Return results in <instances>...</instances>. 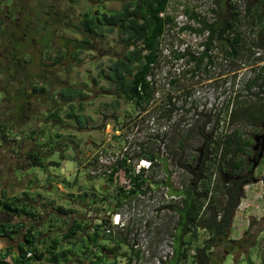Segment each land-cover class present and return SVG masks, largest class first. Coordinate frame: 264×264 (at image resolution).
I'll use <instances>...</instances> for the list:
<instances>
[{
  "label": "rangeland",
  "instance_id": "1",
  "mask_svg": "<svg viewBox=\"0 0 264 264\" xmlns=\"http://www.w3.org/2000/svg\"><path fill=\"white\" fill-rule=\"evenodd\" d=\"M56 1L60 3L61 9L65 7L66 10L64 12L68 16L64 21L55 24L56 20L47 21V18L48 20L50 18V14L47 15L46 12L49 9L45 8H49L48 4H55ZM230 1L238 5V7H243L247 3L253 4L252 0ZM225 2L226 0L169 1L166 11L173 18L174 24L166 27L160 39V58L151 76L152 80L156 83L154 100L144 110H141L134 109L130 103H126L121 99L115 105L113 100L116 97L113 93L112 85L103 77V74H106L105 69L110 60L122 55L124 51L117 29L105 36L91 35L92 49H85L81 54L72 56V52L76 51L75 45L82 36V32L75 27V25H78L79 14L86 10L93 12L97 9L100 11H115L120 8L121 0L0 1L2 11L10 8L13 12L10 16L11 18L6 19L9 27L7 24L8 29L4 35L5 40L4 42L0 41V45L6 44V39L11 38L18 46L14 49L17 55L15 57L17 59L16 64L17 67L22 68L18 73L21 77H24V81L29 78H35L42 72L46 74L47 71L41 68L40 62L49 64L51 60L46 61V54H52L58 47L66 46V52L68 53L62 58L61 63L55 66L49 65L48 71L51 73L48 74V80L53 83L51 84L53 87H49L50 89L48 91L52 94L56 91L55 89L70 85L82 88L86 93L80 99L82 109L79 111V114L85 120L84 128L81 129L78 128V125L72 117L66 118L69 112L68 107L65 106L62 110H59L56 103H49L50 105L48 106V101L44 99H34L32 101L35 107L32 108L31 113L39 114L41 109L52 108L59 115L61 123L50 124L44 139L41 138V133L38 137L34 136L33 145L45 153L46 161L54 160L61 164L60 166L46 165L44 168H29L25 174H23L21 168L18 170L15 168L16 166H13L15 178L20 181L23 178L26 180L25 185L28 184L30 187L33 186L34 180L29 182L27 176L32 173L36 174L40 178L39 180L43 176V179H45V175L50 173L62 175V177L68 178L71 182L77 178L84 179L85 176H88L94 170L98 171L92 165H86L87 167L84 165V163L88 164V162L93 161L96 156L98 158L100 156L103 162H108L112 160L111 157H114L116 153H119V155L120 153L130 154L129 151L134 152L135 150L137 152L141 150L147 154L154 153L157 155V158L154 159L152 166L146 173L151 181L150 189L143 193V200L137 199L133 201L134 205L138 204L137 206L140 212L133 210L132 212L134 214L124 228H115L114 231L110 232L114 237L124 238L126 240V244H122L117 249L118 254H116L115 259L110 254L109 259L100 257V260L96 259L91 252L83 255L78 244L80 246L82 244L87 245L90 248L91 246L87 244V241L82 244L81 242H77V245L73 246L69 240L75 241L74 239L63 240L65 246L62 245L60 248L62 250L66 248L69 254L75 251L71 254L70 258L76 259L79 264H111L114 261L115 264H152L159 245L174 231L177 215L169 208V205L178 203L180 200L179 196L174 195L170 191V187L169 190H166L164 184H168V186L170 184L173 189L179 190L188 182L189 175L185 167L180 164H193L196 157L201 153L200 149H204L202 140L196 138V134H194L196 126L202 122V116L206 114L208 116L207 131L214 128V131L221 134L229 132L235 127L239 128L246 137L252 139L250 146L251 152L245 157L246 160L252 159L257 155L258 149H254L253 146L255 145L254 137L262 132V126L261 130H259L260 122L256 119L248 118V115L244 113V109L240 105L228 111H226V105L230 96L236 97L233 102L238 101L237 104L252 97L251 93L254 92V89L247 90L244 87V83L249 76L251 77L253 74L261 73L264 70V52H261L263 59L252 65L244 61L233 62L229 58H222V55L219 53L220 51L216 47H213L210 52H212L214 63L207 67L208 70L203 69L202 65L194 76L189 73L193 64L188 63L184 58L174 60L171 53L172 51H179V48H183L184 51L188 50L193 55H198L201 51V43L203 42L204 36L192 31V28L197 27V25L188 18L185 8H187L189 14L194 12L196 15L210 20L214 15L213 11L216 12L219 6H223ZM101 5L103 10L99 9ZM29 8L32 10L27 11ZM42 10H44V13H42ZM16 17H18L17 20H15ZM26 22H30L31 24L24 29L23 26H25ZM185 25H189L190 29L181 31L179 27ZM240 29L247 36L251 35L249 24L244 20L240 23ZM21 34H24V40H21ZM49 45V49L45 48L49 47ZM10 48L9 46L7 49L9 52L6 50L4 55H0V61L2 60L5 64L10 62L5 56H8L9 53L13 57L15 54L12 50H9ZM24 57L26 61L30 58L27 63L23 61ZM184 70L188 71L185 72ZM0 76L3 77V80L0 79V119L6 120V118L10 119L8 115L11 106L16 112L19 111V105H17V102L14 103L12 101V104L7 106L9 102H6V98L2 92L6 88L3 82L5 75L1 73ZM172 78H175V81L170 83ZM13 83L20 85L18 82ZM42 83L43 86L46 84V87H48V82L42 81ZM21 90L19 89L18 91L20 92ZM259 96L264 98V93ZM77 103L78 101H76ZM197 107H201L202 109L201 116H193L190 113L192 109H196ZM170 110L171 114L169 115ZM56 127L70 141L66 140L64 136L56 144L57 146H54L56 142H45V139L48 140V138L55 136L54 134L58 132ZM9 129L8 127L5 130L6 135H9L8 139L10 137L13 138V134H11ZM186 135L188 136L187 139L185 138ZM178 139L183 140L184 149L179 147ZM54 140L56 139L53 138ZM20 142L19 137L14 138L13 143L10 141L4 145L2 140L0 141V191L1 189L7 190L4 182L7 170L5 164L7 162H16L15 165L22 164V167H26L23 161L14 159L15 154L12 155L7 152L9 147H12L15 152ZM25 143L27 144L26 141ZM38 149L36 151L40 154ZM213 171H215L214 167ZM94 174L95 177L93 179L104 182V179L98 176L100 175L99 172ZM250 178L251 182L243 187V193L246 187L250 193H256L257 199L261 200L260 203L262 206L260 205L259 208L261 209L260 214L262 216L264 212V151ZM253 179L257 181L252 182ZM20 181L16 183L18 184ZM55 187L53 186V189ZM31 193L33 195L31 197L35 198L37 192L31 191ZM87 199H81L79 201L81 208L76 207L77 211H74L69 216H75L77 219H87V215H90L93 220H98L99 218L104 219L105 217H110L111 213L126 204L127 206L125 208H130L131 204L129 205V203L133 200L130 199L124 202L117 209L116 207L115 209L106 207V209H102L103 212L106 210L105 213L102 212L103 214L96 216L95 214L98 213V210L95 207L91 208ZM60 203L64 205L65 209H69L66 206L70 207L72 201L70 198L61 197ZM48 204L54 205L57 202L55 200L53 202L52 200ZM246 206H248L247 203L240 200V210H243ZM55 213L57 215L61 214L55 220L62 223L64 220L62 213ZM107 213L109 214L107 215ZM49 215L50 213L47 215L43 214L42 218L44 219V217H48ZM261 216H251L248 219L258 220ZM66 217L68 218V216ZM9 219L6 214L0 211V223ZM101 219L99 222H101ZM99 222L96 224H99ZM42 224L45 226L47 232L49 227L52 226L48 221H43ZM238 224H241V222L235 221V226ZM50 229L52 230V235H55L56 228L52 227ZM43 230L45 229L43 228ZM93 230L94 227L90 232ZM251 232L254 236L249 240V245L245 248V251L243 253L235 252L234 254H227L222 260V264H249V260H251L252 264H259L261 259L264 262V229L258 230L256 225H254L251 228ZM12 236V238H9L0 234L1 248L4 249L10 245L13 246L18 240H21L20 233L13 234ZM205 236L206 234L201 231L199 240L194 242V244H199ZM57 237H60V235ZM101 242L109 248L113 246L111 241L108 242L101 239ZM133 242L139 244V254L137 257L132 255L131 260L128 261L129 257L125 254H130V246H132ZM95 252L96 254L98 253V251ZM48 260L50 261L49 264H62L64 262L62 257H57L56 263L53 260ZM68 264L76 263L74 261Z\"/></svg>",
  "mask_w": 264,
  "mask_h": 264
},
{
  "label": "trees",
  "instance_id": "2",
  "mask_svg": "<svg viewBox=\"0 0 264 264\" xmlns=\"http://www.w3.org/2000/svg\"><path fill=\"white\" fill-rule=\"evenodd\" d=\"M169 1L121 0L118 10L104 11L101 5L99 9L103 11L98 9L93 12L86 10L79 14L78 25H75V27L82 32V36L75 45L76 51L72 52V56L81 54L85 49H92L91 35L105 36L115 29L119 32L124 51L122 55L110 60L105 69L106 74H103V77L112 85L116 97L113 100L115 105L121 99L126 103H130L134 109L144 110L154 100L156 83L154 80L151 83L147 76H152L154 67L160 58L159 43L166 27L174 24L173 18L166 11ZM223 6H219L216 12L213 11L214 15L210 20L200 17L194 12L189 14V11L185 8L188 18L197 25V27L192 28V31L204 36L201 51L198 55H193L188 50L182 52L172 51L171 53L174 60L184 58L188 63L193 64L189 70L192 76L198 72L202 65L203 69L208 70L207 67L214 63L212 52H210L213 47L220 51L222 58H229L233 62L244 61L253 65L263 59L261 52H264V9L261 4L259 2L247 3L243 7H238L230 0H226ZM2 10L0 8V41L4 42V35L9 27L6 19L11 18L13 12L10 8ZM29 10L32 9L29 8L27 11ZM242 20L249 24L250 36H247L240 29ZM179 29L181 31L189 30L190 26H180ZM17 47L15 44L12 48L14 53V49ZM65 47L60 46L52 54H46V61H51L49 64L40 62V66L47 73H40L36 76L37 79L35 77L24 81V77H21L18 73L22 68L17 67L16 53L13 57L8 53L7 58L10 62H7V64L2 60L0 61V74L5 75L3 82L6 88L2 92L6 102H9L7 106H10L12 101L17 102V105H19V111L16 112L11 106L12 109L10 108L8 115L10 119H0V141L2 140L3 145L10 141L14 142V140L8 139L9 135L5 133L8 127L11 134L20 135L21 139L19 138V140L21 142L14 152L16 155L14 159L23 161L26 166L44 168L47 165L45 163V153L33 145V138L34 136L38 137L40 133L47 134V128L50 124L61 123L59 115L52 108L45 110V113L49 114L46 115L44 121H40V114L31 113L32 108L35 107L32 102L34 99L47 100L48 106L51 103H56L59 110H62L65 106L68 107L69 112L66 118L72 117L79 129L84 128L85 120L83 116H80L79 111L82 109L80 99L86 95L85 91L82 88L70 85L55 89L56 91L52 94L48 91L53 87L51 86L53 83L48 80V74L51 73L48 71L49 65L55 66L61 63L62 58L68 53ZM45 48L49 49L50 45ZM23 61L27 63L25 57ZM184 71L187 72L188 70ZM0 79L3 80V77L0 76ZM12 81L18 82L21 87ZM42 81L48 82V87H46V84L43 86ZM174 81L175 78H172L170 83ZM244 85L247 90L254 89V92L251 93V99L247 98L248 100L246 99L237 104L238 101L233 102L236 97L230 96L226 111L240 105L248 118L260 122L259 130H261V122L264 121V98L259 95L264 93V70L261 73L249 76ZM18 88L22 90L19 92ZM76 101H78L77 104ZM168 114H171V110ZM201 115L199 113L197 116ZM202 117V122L196 126L194 134H196V138L202 140L204 152L200 160L198 159L199 155L196 157L193 164H180L185 167L189 175V180L184 186L179 190L173 189L170 184L168 186L174 195L180 197V200L178 203L169 205V208L176 213L177 220L171 234L173 236V254L166 264H222V260L227 254L243 253L245 251V248L249 245V240L254 236L251 232L252 226L256 225L258 230L264 229L263 212L258 220L250 219L248 221V226L239 239L229 237L235 210L244 195L243 187L251 182V176L247 174V160L245 157L251 152L252 139L246 137L237 127L221 134L214 131V128L207 131L208 116L206 114ZM41 127L43 128L39 129ZM57 130L55 136L48 138V140L45 139V142H56L54 144L56 146L64 136L66 140L70 141L58 128ZM53 138L56 140L53 141ZM185 138L187 139L188 136L186 135ZM178 144L181 149H184L182 139H178ZM36 149L40 151V154ZM143 156L151 160L157 158L154 153L147 154L140 150L136 153H130V155L124 153L113 162L104 165L103 179L108 184L105 185L106 189L101 193L103 199L108 202L109 209H115V207L117 209L124 202L136 197L138 193H145L150 189L151 181L145 169L141 168L139 172H135L134 165L128 161L129 158ZM97 160L98 156L94 157L93 161L88 162L87 165L96 168ZM52 163L54 162H50V164ZM211 164H213L212 166L217 173L213 171ZM119 168L124 169L129 178L130 187L128 189L111 185L113 173ZM108 169L109 172H107ZM243 175L245 177L240 180L235 179L236 176ZM88 177L92 179L95 176L88 174ZM29 201L30 198H28L26 190L18 195H7L5 190L1 189L0 191V211L10 218L0 223V234L9 238H12L13 234H21V240H18L15 245L4 249L0 246V263L39 264L43 258L53 260L56 263L57 257L65 256L67 252V250H59L58 244L67 239L76 240L75 235L80 236V239L82 238V243L87 241V244L91 246L89 248L82 243V246L78 244L83 255L91 252L98 260L106 254L112 255V258L115 259L116 254H118L117 249L122 244H126L124 238L114 237L110 234L111 231L104 232L102 227L103 224H109L108 218H102L99 224L94 225L92 232H90L91 229L87 232L88 223L81 227L79 220H75L76 223L74 221L69 225L59 240L56 235L55 238L50 233L51 231L44 234L43 238L39 235L41 228H39L38 222L42 218L41 214L37 215L36 210L29 205ZM57 211L62 214L68 213L66 209L61 208H58ZM201 231L206 234L205 238L199 244H194L199 240ZM82 235H85L86 240ZM41 237L43 239L40 242ZM101 238L108 242L111 241L113 246L109 248L107 245H103L102 242H99ZM69 242H72L73 246L77 245L76 241L69 240ZM38 244L40 245L38 246ZM100 249L104 250L106 254H102ZM130 250V254H125L129 257L128 261L131 260L132 255L137 257L139 254V250L134 249L132 246H130ZM95 251H98V253L96 254ZM28 252L31 253V256L27 257ZM7 257H9L10 262L6 260ZM114 262H111V264H115ZM248 263L252 264L251 260Z\"/></svg>",
  "mask_w": 264,
  "mask_h": 264
},
{
  "label": "crops",
  "instance_id": "3",
  "mask_svg": "<svg viewBox=\"0 0 264 264\" xmlns=\"http://www.w3.org/2000/svg\"><path fill=\"white\" fill-rule=\"evenodd\" d=\"M40 107H42V106L40 105ZM45 110H47V109H41V111L39 113L40 114V121H44L46 115L49 114V113L46 114ZM46 123H48V122H46ZM12 136H13V138L10 137L11 140L12 139L14 140V138H17V137H19L21 139L20 135H16L15 133H13ZM45 136H46V133L41 134L42 139H44ZM29 141H31V140H29ZM7 152H9V154H12V155L14 154L12 147H9ZM22 152H23V150H22ZM50 162H54V163L50 164ZM45 163H47V165H51V166H60V164H61L60 162H56L54 160L45 161ZM21 165L22 164L15 165V163H11V162H9V163L7 162L5 164V168L7 169L6 173H5L6 178L4 179L5 186L7 187L6 193H7V195H18L21 192L26 190L28 192V198H30V201H29L30 204L29 205L32 206V208H34L36 210L37 215L41 214V217H42L43 214L47 215L48 213H50V215L48 217H44V219L42 218L43 220L41 219V221L38 222L39 228H41V230H40L41 234L39 233V235H41L43 238H44V234H46L50 231H51L50 233H52V230L50 228L53 227V228H56L55 229L56 232H54V233H56L55 235L56 236L60 235V237H57L59 240V238L62 237L63 233L68 228V226L71 225L75 220L76 221L79 220V223L83 224V225L88 223L89 224L88 227L91 226V230L93 229L94 225H97L96 223H98L100 221L101 218H99L98 220H93V218H91L90 215H87V219H85V218L77 219L75 216L70 217L69 215L74 213V211H77L76 207H78L79 209L81 208L79 201L81 199H85V198L86 199L88 198L87 199L88 204L90 205L91 208L95 207V209L98 210L99 214L96 213L95 214L96 216L105 213L106 210H104V212H103L102 209H106V207H108V205H107L108 202H106L103 199V195L101 192L106 189V186H105L107 184L106 182H103V181L100 182V181H98V179H93V178L91 179L88 176H85L84 179H78L77 178L75 181L70 182V180H68V178L62 177V175H56V174H50V173H47V175H45V179H43V177H44L43 176L41 178V180H39L40 178L37 175L32 176V175H35L34 173H32L31 175L27 176L28 177L27 179L29 182L34 180L33 186L30 187L28 184L25 185L26 180H24L23 178H22V181L15 178L14 173H13L14 172L13 166H16L15 168L18 170H19V168H21V171L23 172V174H25L27 169L33 168V167H38V166L27 165L26 167H22ZM84 165H85V167H87L86 166L87 163L86 164L84 163ZM18 181H20L22 183L19 182L17 184L16 182H18ZM64 181H66V182L64 183ZM16 186H18V187H16ZM45 186H47V187H45ZM53 186H56L55 189H53ZM31 191L37 192L35 198L31 197V196H33ZM29 192H30V195H29ZM82 194H85V195H82ZM79 196H81L82 198L81 197L79 198ZM61 197L62 198H70V200L72 201V203H70V207L66 206L67 208H69L68 209L69 211L66 209V212H68V213L62 214V216H64V220L62 223L57 222L55 220L56 217L61 215V214L57 215L55 213V212H58L57 211L58 208L65 210L64 205H62V203H60ZM52 200H53V202L55 200L57 202V204H54V205L48 204V202L52 201ZM241 201L246 202L248 206H246L243 210H240L239 204H238V207L235 210L234 217H233V220L231 223L230 234H229V237L231 239H239L241 237L243 231L247 228L249 217L256 216V215L261 216V214H260L261 209L259 208L261 205V203H260L261 200L257 199L256 193H250L247 187L244 188V197L241 198ZM97 210H95V211H97ZM58 213H60V212H58ZM66 216H68V218ZM81 219H83V220H81ZM43 221H46V222L48 221L52 225L51 227H49L48 232H47L45 226L42 224ZM76 221H75V223H76ZM235 221H239V222H241V224H238L235 226ZM242 223L245 225H243ZM234 227H235V229H234ZM43 228L45 230H43ZM60 233H62V234H60ZM55 235H53V236L56 238ZM42 237L39 239L40 242L43 239ZM99 242L101 243V241H99ZM39 245L40 244H38V246ZM62 245L65 246V243L63 242L62 244H58L59 250L60 249L62 250V248H60ZM10 246H12V245H10ZM63 250L66 251L67 249L64 248ZM101 251H102V254L105 253L104 250H101ZM74 252L75 251H73L69 254V252L67 251L65 253V256H62L63 261H64L62 264H65V263L68 264V263L74 262V261L76 264H79L76 259L70 258L71 254ZM102 258L109 259V254H106V256H103ZM77 259H78V257H77Z\"/></svg>",
  "mask_w": 264,
  "mask_h": 264
},
{
  "label": "built area",
  "instance_id": "4",
  "mask_svg": "<svg viewBox=\"0 0 264 264\" xmlns=\"http://www.w3.org/2000/svg\"><path fill=\"white\" fill-rule=\"evenodd\" d=\"M178 50L181 52L184 51L183 48H179ZM147 79L151 83H153V80H152L150 75L147 76ZM155 93H156V91H155ZM190 113H192L193 116H197L199 113H202V109H201V107H197L196 109H192L190 111ZM135 151L137 152V150H135ZM129 152L133 153L131 151H129ZM118 156L121 157L122 153H120V155H119V153L118 154L116 153L114 157H111L112 160L108 161V162H103L99 156V158L97 160V166H96L98 171L94 170V171H92V173L91 172L90 173L95 175L94 173L99 172L100 176L103 178L104 177L103 171L105 169L104 163L109 164V163L113 162ZM128 161H130L134 165L135 172H139L141 168H144L145 172L147 173V170L150 169L154 160H151L147 157H140V158L134 157V158H129ZM107 172H109V169L107 170ZM111 185L113 187H119L120 186L124 189H128L130 187V181H129V178L127 177V174L125 173L124 169L119 168L117 171H115L113 173ZM164 185L166 186V190L167 189L169 190L168 184H164ZM137 199L143 200L144 194L138 193L137 196L133 200H131V202L129 203V205L131 204L130 208H125L127 206V204H126V205L118 208L115 212L111 213L110 217L108 216L109 224L108 225L103 224V227H102L105 233L110 232V231H114L115 228H124L125 225H127L128 222L131 220V217L134 214L132 211L135 210V212H140V209L137 206L138 204H136V205L133 204V201H135ZM141 213L143 214V212H141ZM108 214L109 213H107V215ZM106 218L107 217H105L104 219H106ZM132 247L136 250H139V244L137 242H133ZM30 254L31 253L28 252L26 256L27 257L31 256ZM172 254H173V236L169 235V237H167L163 241V243L161 245H159L158 251L154 255V259H153L152 264H166L167 261L171 258ZM6 260L8 262H10L9 257H7Z\"/></svg>",
  "mask_w": 264,
  "mask_h": 264
},
{
  "label": "flooded vegetation",
  "instance_id": "5",
  "mask_svg": "<svg viewBox=\"0 0 264 264\" xmlns=\"http://www.w3.org/2000/svg\"><path fill=\"white\" fill-rule=\"evenodd\" d=\"M256 2H259L260 4H261V6H262V8L264 9V0H252V3L254 4V3H256ZM49 6V8H45V9H49V11L48 12H46L47 13V15L48 14H50V18H49V20H48V18H47V21H55L56 20V22H55V24L56 23H60L61 21H64L65 20V18H67V16H68V14L66 13V12H64L66 9H65V7L63 8V9H61L60 8V3L58 2V1H56V3L55 4H48ZM44 9V10H45ZM44 10H42L43 12H44ZM18 19V17H16L15 18V20H17ZM54 19V20H53ZM17 24V23H16ZM30 22H26V24H25V26H23V28L24 29H26L27 27H29L30 26ZM21 27V26H20ZM23 29V30H24ZM20 38H21V40H24V34H21L20 35ZM8 44V45H7ZM14 45H15V43L13 42V39H11V38H9V39H7L6 40V44H3L2 46L0 45V55H4V53H5V51L9 48V46L11 47V48H14ZM9 49V50H12V49ZM7 52H8V50H7ZM5 57H7V55L5 56ZM12 73V72H11ZM12 79V78H11ZM114 93V92H113ZM115 95V94H114ZM253 148H254V146H253ZM200 155H199V160H200V157H201V155H202V153H203V150H202V148L200 149ZM258 153V152H257ZM256 157V156H255ZM255 157H253L252 159H249V160H247L246 161V167H247V174L249 175V176H252V174H251V172H250V168H251V165H252V161H253V159L255 158ZM246 175V174H245ZM245 175H243V176H236L235 177V179L236 180H240L242 177H245ZM245 186V185H244ZM81 227H83V224H81ZM91 229V226L90 227H88L87 228V232H89V230ZM84 234V233H83ZM83 236V238H85V235H82ZM75 241L76 242H81L82 241V238L80 239V236H78V235H75ZM85 240H86V238H85ZM83 242V241H82ZM81 242V243H82ZM47 261V262H46ZM49 260L47 259V258H43L42 259V261H40L39 262V264H49ZM259 264H264V262H263V260H260L259 261Z\"/></svg>",
  "mask_w": 264,
  "mask_h": 264
},
{
  "label": "water",
  "instance_id": "6",
  "mask_svg": "<svg viewBox=\"0 0 264 264\" xmlns=\"http://www.w3.org/2000/svg\"><path fill=\"white\" fill-rule=\"evenodd\" d=\"M261 126H262V132L260 134H257L254 137V141H255L254 149H258V153L252 161V165L250 168L251 174H253V171L256 168L260 158L263 155V151H264V121L262 122ZM256 181H257L256 179L252 180V182H256ZM0 264H7V263H0Z\"/></svg>",
  "mask_w": 264,
  "mask_h": 264
},
{
  "label": "bare ground",
  "instance_id": "7",
  "mask_svg": "<svg viewBox=\"0 0 264 264\" xmlns=\"http://www.w3.org/2000/svg\"><path fill=\"white\" fill-rule=\"evenodd\" d=\"M57 146V145H56ZM35 168V167H34ZM36 175V174H35ZM105 238V237H104ZM102 239V238H101ZM47 262V261H46Z\"/></svg>",
  "mask_w": 264,
  "mask_h": 264
}]
</instances>
